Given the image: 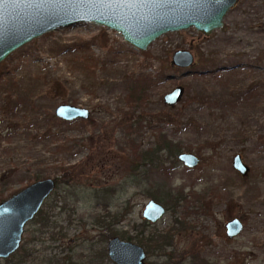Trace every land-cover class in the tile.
I'll list each match as a JSON object with an SVG mask.
<instances>
[{
  "label": "rangeland",
  "instance_id": "374dc122",
  "mask_svg": "<svg viewBox=\"0 0 264 264\" xmlns=\"http://www.w3.org/2000/svg\"><path fill=\"white\" fill-rule=\"evenodd\" d=\"M178 49L194 52L196 64L172 66ZM0 72V196L58 178L42 205L46 225L38 215L29 221L18 250L0 264L24 249L27 264L67 256L111 264L108 240L138 243L143 223L144 238L175 231L164 249L141 245L147 263L264 264V0H240L207 37L193 27L166 32L146 50L91 22L57 28L12 52ZM143 76L153 84L132 103L131 82ZM177 85L183 96L169 107L163 95ZM60 103L90 117L61 120ZM159 129L199 163L187 167L166 153L162 166L142 162L130 141L147 150ZM236 153L245 176L232 167ZM158 188L186 197L151 222L142 216L148 200L167 207L152 196ZM233 217L243 228L229 238L224 224Z\"/></svg>",
  "mask_w": 264,
  "mask_h": 264
},
{
  "label": "water",
  "instance_id": "95a60500",
  "mask_svg": "<svg viewBox=\"0 0 264 264\" xmlns=\"http://www.w3.org/2000/svg\"><path fill=\"white\" fill-rule=\"evenodd\" d=\"M235 3L236 0H0V62L45 33L79 23L91 22L114 30L140 50H146L166 32L193 27L209 35L222 27L225 13ZM193 63V55L183 49L174 51L170 60L178 68H190ZM183 93V87L177 85L163 95V102L173 107ZM54 115L72 121L89 118L90 111L60 103L54 108ZM178 159L187 167H195L199 162L190 152L179 153ZM232 165L242 175L249 171L239 154L234 156ZM55 186L54 178L40 179L0 201V258H8L18 250L26 224L39 212ZM165 212L160 203L150 199L142 216L155 222ZM225 227L229 238L243 228L238 218L229 220ZM106 249L114 264H146V251L138 243L113 236Z\"/></svg>",
  "mask_w": 264,
  "mask_h": 264
},
{
  "label": "trees",
  "instance_id": "16d2710c",
  "mask_svg": "<svg viewBox=\"0 0 264 264\" xmlns=\"http://www.w3.org/2000/svg\"><path fill=\"white\" fill-rule=\"evenodd\" d=\"M82 47H87V45L82 46ZM3 73L0 72V76H2ZM153 84L152 78L149 76H143L140 78H136L131 82L130 86V101L132 103H142L144 101L145 93L146 90ZM132 149L134 151V154L142 161V162H147L148 164H153V163H158V165H164L165 161L163 159V154L166 153L169 157L174 156V160H177V154L180 152V147L179 144H176L168 138V136L159 129V133L156 138V144L154 147L148 148L147 150L140 151L138 148V145L131 140L130 141ZM37 181V179H35ZM55 182L57 184L58 178L55 179ZM157 190V189H156ZM174 192V194L172 193ZM173 196H170V195ZM153 197L159 198V199H164L167 209L174 210L176 207L177 203L184 199L183 197V190L182 189H177L175 190H170L169 192H164L161 193L160 188H158V193L152 194ZM168 197L171 198L168 200ZM172 197L174 199L172 200ZM4 200L3 196H0V201ZM39 221L42 226L46 225L47 222V217L44 215V210H40L38 213ZM146 224L143 223L142 228L138 231L137 235L138 237L137 242L140 245H143L147 248L148 246H154V248L160 250L164 249L165 247L169 246L171 243V240L173 239L175 231L173 230V227H169L163 231H157V230H151L148 232V236L144 238L143 234L145 232V226ZM183 228V226H182ZM127 238V240H131L132 238L130 236L123 237ZM144 239V240H143ZM31 255V252H29L27 249H24L21 254L18 255V257H12L9 259L11 261V264H27V260L29 256ZM14 259V261H13ZM74 256H67L66 258H62L60 260H55V264H74L73 263ZM101 263V262H99ZM107 264V263H106ZM113 264V263H111ZM147 264H153V263H147Z\"/></svg>",
  "mask_w": 264,
  "mask_h": 264
},
{
  "label": "flooded vegetation",
  "instance_id": "af4514ba",
  "mask_svg": "<svg viewBox=\"0 0 264 264\" xmlns=\"http://www.w3.org/2000/svg\"><path fill=\"white\" fill-rule=\"evenodd\" d=\"M239 1L240 0H236V3L225 13V15H224V17H223V25H222V27L224 26V19H225V17H226V15L234 8V7H236L237 6V4L239 3ZM195 29V28H194ZM196 30V29H195ZM216 30V29H215ZM197 31V30H196ZM197 32H199V31H197ZM213 32V31H212ZM211 32V33H212ZM200 34H202L203 36H205V37H207V36H209V35H204L203 33H201V32H199ZM178 50H180V49H178ZM183 50H188V49H183ZM176 51V50H175ZM192 55H193V57H194V63L191 65V67H193L195 64H196V60H195V53L194 52H192V51H190V50H188ZM173 54V53H172ZM182 152H185V151H182ZM179 153H181V152H179ZM178 153V154H179ZM191 153V152H190ZM178 154H177V160H179L178 159ZM236 154H239V153H236ZM236 154H234V156L236 155ZM195 155V154H194ZM240 155V154H239ZM234 156L232 157V164H233V158H234ZM241 156V155H240ZM198 157V156H197ZM199 158V157H198ZM242 158V157H241ZM180 161V160H179ZM200 161V160H199ZM181 162V161H180ZM182 163V162H181ZM199 163V162H198ZM183 164V163H182ZM184 165V164H183ZM232 167H233V165H232ZM236 170V169H235ZM241 174V173H240ZM248 174V173H247ZM242 175V174H241ZM242 176H245V175H242ZM16 193V192H15ZM183 197L185 198L186 196H185V194L183 193ZM157 202V201H156ZM159 203V202H158ZM161 204V203H160ZM162 205V204H161ZM164 208H165V210L167 211L168 209H167V207H165L164 205H162ZM41 209H42V207H41ZM40 209V210H41ZM39 210V211H40ZM39 213V212H38ZM38 213L33 217V219L38 215ZM166 213V212H165ZM233 218H237V217H233ZM233 218H231V219H233ZM230 219V220H231ZM31 221V220H30ZM229 221V220H228ZM227 221V222H228ZM156 222V221H155ZM226 222V223H227ZM225 223V224H226ZM225 224H224V227H225ZM225 232H226V227H225ZM235 237V236H234ZM112 238V237H111ZM143 247V246H142ZM145 250V249H144ZM146 251V250H145ZM146 254H147V251H146ZM108 256V255H107ZM110 260V259H109ZM111 262V261H110ZM111 263H113V262H111ZM114 264V263H113ZM146 264H147V259H146Z\"/></svg>",
  "mask_w": 264,
  "mask_h": 264
}]
</instances>
